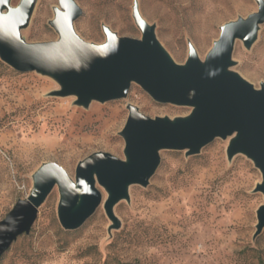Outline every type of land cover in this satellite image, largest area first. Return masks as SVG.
Segmentation results:
<instances>
[{
    "label": "rangeland",
    "instance_id": "rangeland-1",
    "mask_svg": "<svg viewBox=\"0 0 264 264\" xmlns=\"http://www.w3.org/2000/svg\"><path fill=\"white\" fill-rule=\"evenodd\" d=\"M20 0H10L16 7ZM134 0H77L82 14L74 21L85 41H105L102 25L120 37L140 38ZM141 16L155 26L157 40L183 64L192 43L201 60L218 39L219 27L257 11L255 0H137ZM58 0H35L26 42L58 38L49 25ZM231 69L260 88L264 82V22L250 48L236 40ZM58 83L35 71L18 72L0 60V220L32 188V175L44 162H55L74 179L77 163L102 151L124 159L119 135L132 104L148 117L187 116L190 107L154 101L138 84L127 96L104 103L76 105L74 96H55ZM230 137L213 139L199 153L163 149L160 164L146 187L131 185L129 200L113 211L103 202L77 229L65 230L57 217L55 186L37 211L28 234L12 242L0 264H264V227L256 231V211L264 204L253 192L261 173L243 154L231 160Z\"/></svg>",
    "mask_w": 264,
    "mask_h": 264
},
{
    "label": "water",
    "instance_id": "water-1",
    "mask_svg": "<svg viewBox=\"0 0 264 264\" xmlns=\"http://www.w3.org/2000/svg\"><path fill=\"white\" fill-rule=\"evenodd\" d=\"M0 0V60L18 72L35 71L53 78L59 89L55 96H74L75 104L87 108L91 101L104 103L127 96L132 83L138 84L154 101L191 108L187 116L151 118L128 104V116L119 135L124 140V159L107 152H94L77 163L74 179L55 162H44L32 175L29 195L19 199L0 220V257L13 241L28 234L37 211L57 186V217L65 230L80 227L107 197L103 208L118 229L120 221L113 207L129 200V187H146L160 164L163 149L199 153L219 137H230L227 158L243 154L261 173L253 192L264 198V82L260 88L233 71L235 41L250 48L264 22V0H255L257 11L245 18L224 23L219 36L201 60L192 43L188 57L176 63L155 35V26L141 16L134 0L132 17L140 38L120 37L102 25L105 41L87 42L74 29L82 10L77 0H58L49 25L58 38L26 42V28L35 0H20L16 7ZM256 237L264 227V204L256 211Z\"/></svg>",
    "mask_w": 264,
    "mask_h": 264
}]
</instances>
